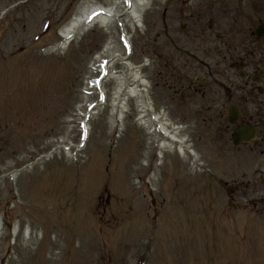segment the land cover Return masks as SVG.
<instances>
[{"label":"rangeland","instance_id":"374dc122","mask_svg":"<svg viewBox=\"0 0 264 264\" xmlns=\"http://www.w3.org/2000/svg\"><path fill=\"white\" fill-rule=\"evenodd\" d=\"M84 1L114 12L65 44ZM261 23L264 0H0V264H264V180L223 189L264 171L262 141L234 148L225 122L257 70L228 58H260ZM158 117L185 156L160 150Z\"/></svg>","mask_w":264,"mask_h":264},{"label":"flooded vegetation","instance_id":"af4514ba","mask_svg":"<svg viewBox=\"0 0 264 264\" xmlns=\"http://www.w3.org/2000/svg\"><path fill=\"white\" fill-rule=\"evenodd\" d=\"M260 41L258 43L254 44L255 46H258ZM261 52V51H260ZM258 52L257 55L253 56H260L258 60H251L250 62L255 63V68L257 70H254L253 72H241L240 74V80H241V88L242 90H245L246 95H242L238 98L239 101L234 102L230 106L234 105L237 107L238 111V118H237V125H229L226 122V131L229 130V135L233 133V131L238 126H244V125H252L256 127L257 135L256 140L260 139L262 141V144H264V52L261 53ZM241 65H243L244 61L240 62ZM166 67L169 69L170 66L166 65ZM182 80L179 78H173L171 76L166 78V83H171V85H180V88L183 89ZM175 87V86H174ZM197 93H200L196 91ZM196 93V94H197ZM201 94V93H200ZM202 95V94H201ZM203 96V95H202ZM259 140V141H260ZM239 149V148H237ZM264 153V151L262 152ZM259 170L255 172L256 176H259ZM246 176V174H244ZM261 176V175H260ZM261 178L264 180V176H261ZM253 185L260 184L259 179L255 180L253 179ZM241 185L243 186V183L241 182ZM248 183L246 185V189L248 188ZM241 186V187H242ZM255 187H257L255 185Z\"/></svg>","mask_w":264,"mask_h":264},{"label":"bare ground","instance_id":"6f19581e","mask_svg":"<svg viewBox=\"0 0 264 264\" xmlns=\"http://www.w3.org/2000/svg\"><path fill=\"white\" fill-rule=\"evenodd\" d=\"M91 2L84 1L83 7H81L78 12L74 15V17L69 21L67 25L61 30V36L65 40V44L75 35L80 34L81 31H85L87 28L101 23V26H106L108 24V20L102 17H99V14L105 15V16H112L110 12H114V10H109L108 12L101 11L99 8H94V6L90 5ZM147 3L141 2V5L139 6V10L136 12L137 16L136 18H140V15L143 13V10L146 8ZM94 8V9H93ZM116 9V7H115ZM93 13H97V15H93ZM106 21V22H105ZM96 61L93 62V64ZM137 88V86H136ZM134 93H136V97H139V93L136 90H132ZM143 110L145 111V108L143 107ZM141 112V111H140ZM143 119L141 116L139 120ZM143 124V122H141Z\"/></svg>","mask_w":264,"mask_h":264},{"label":"water","instance_id":"95a60500","mask_svg":"<svg viewBox=\"0 0 264 264\" xmlns=\"http://www.w3.org/2000/svg\"><path fill=\"white\" fill-rule=\"evenodd\" d=\"M255 33H256L257 35L264 34V26H260V27L256 30ZM231 113H232V115H231L230 121H234V119H235L234 109H232V112H231ZM240 133H244V131H243V130H240V131L237 132L236 135L239 136ZM247 134L250 135V132H247ZM239 139H241V137L235 138V139H234V143H238V142L240 141Z\"/></svg>","mask_w":264,"mask_h":264},{"label":"snow or ice","instance_id":"6c2138e0","mask_svg":"<svg viewBox=\"0 0 264 264\" xmlns=\"http://www.w3.org/2000/svg\"><path fill=\"white\" fill-rule=\"evenodd\" d=\"M93 15L95 16V15H97V13H93Z\"/></svg>","mask_w":264,"mask_h":264}]
</instances>
